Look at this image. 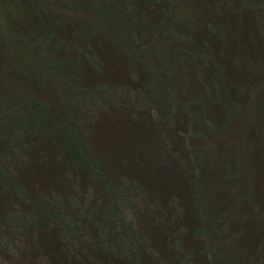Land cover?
I'll return each mask as SVG.
<instances>
[{
	"label": "trees",
	"instance_id": "16d2710c",
	"mask_svg": "<svg viewBox=\"0 0 264 264\" xmlns=\"http://www.w3.org/2000/svg\"><path fill=\"white\" fill-rule=\"evenodd\" d=\"M0 264H264V0H0Z\"/></svg>",
	"mask_w": 264,
	"mask_h": 264
}]
</instances>
